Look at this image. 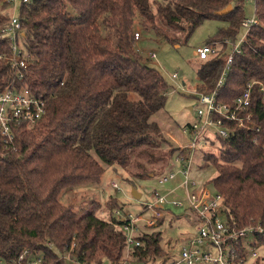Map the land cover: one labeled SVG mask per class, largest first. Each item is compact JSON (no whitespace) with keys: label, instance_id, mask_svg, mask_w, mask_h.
I'll return each mask as SVG.
<instances>
[{"label":"trees","instance_id":"obj_1","mask_svg":"<svg viewBox=\"0 0 264 264\" xmlns=\"http://www.w3.org/2000/svg\"><path fill=\"white\" fill-rule=\"evenodd\" d=\"M229 4L233 6L229 13H217ZM244 4V0H21L20 44L31 65L18 83L46 99V112L34 129H16L17 151L7 150L0 136L1 258L18 259L28 250L46 264L105 260L126 264L130 257L148 261L167 255L160 227L174 214L160 219L155 229H142L144 246L127 251L123 219L99 217L97 201L75 211L62 203L61 193L100 183L105 166L148 178L154 170L150 164L166 160L176 149L168 154L161 150L165 139L152 116L165 107L170 86L135 48V18L139 15L143 27L166 38L159 21L186 29L185 40L205 20L215 18L226 25L207 44L233 43L246 17ZM256 7L261 24L249 29L242 51L234 55L217 89L218 100L232 103L247 82L254 81L251 127L232 123L233 135L221 141V160L216 154L203 156L204 164L217 167L214 186L224 197L229 226L237 230L264 227V0H256ZM9 20V14L0 12V34ZM227 42L200 64L199 92L215 90L226 66ZM1 52H10L6 37H0ZM14 75L15 69L0 59V89ZM109 206L119 207L115 200ZM250 246L264 248V235L257 234ZM246 248L241 241L232 261H245ZM259 258L255 257L257 264Z\"/></svg>","mask_w":264,"mask_h":264},{"label":"built area","instance_id":"obj_2","mask_svg":"<svg viewBox=\"0 0 264 264\" xmlns=\"http://www.w3.org/2000/svg\"><path fill=\"white\" fill-rule=\"evenodd\" d=\"M9 1L14 5L17 3V0ZM244 2L254 3V17H245L242 23L249 31L252 26H259L261 21L257 16L256 0H244ZM23 31L19 18L12 16L0 34V37L10 40V52H1L0 59L6 60L15 69V75L11 81L0 89V136L4 147L12 151L18 149L16 129L22 128L26 131L34 129L46 112V99L36 95L27 85L18 83V80L23 81L24 70L31 65L20 44ZM134 38L135 41L140 38L139 31H135ZM244 41L245 39L234 44L232 54L228 55L226 66L215 90L211 93L200 92L196 98L198 102L197 119L182 128L187 141L182 143L173 135L177 143L175 150L182 164L181 172L186 178L180 185V188L185 190L183 197H172L177 187L164 194L155 190V199L144 204L143 208V211L150 213L149 216L146 217L140 213L136 215L131 212L126 213L119 208L114 212L117 218L124 221L121 229L126 236L127 251L144 246L145 242L140 239L139 234L142 229L157 227L158 221L172 210L167 207L168 204L184 208L185 214L191 212L195 216L194 232L182 239L180 256L173 260L172 264H234L232 260L238 256L241 241L247 245L246 241L249 236L252 235L255 241L257 234L264 235V227L261 224L248 225L238 230L231 228L227 220L224 197L217 189L212 191L207 186H202L193 192L188 191L190 185L188 177L196 151H201L203 156L216 154L218 158H221L223 148L221 141L233 135L232 123L243 128L251 127L253 114L249 105L254 81H248L244 92L232 103L222 102L217 98V89L223 85L234 55L242 51L241 46ZM216 51V44H206L197 48L195 54L203 60ZM156 56L155 52H147V57L150 59ZM172 77L177 78L179 75L175 73ZM261 90H264L263 84H261ZM255 129L259 130V127ZM173 178L174 173L170 170L158 179V183L166 185ZM113 186L120 188L117 183H113ZM192 186L196 187L197 184L192 182ZM258 256V251L253 248L252 257ZM0 264L46 263L39 255L25 250L18 259L6 260L0 257Z\"/></svg>","mask_w":264,"mask_h":264},{"label":"rangeland","instance_id":"obj_3","mask_svg":"<svg viewBox=\"0 0 264 264\" xmlns=\"http://www.w3.org/2000/svg\"><path fill=\"white\" fill-rule=\"evenodd\" d=\"M20 5L21 0H17L16 5L9 0H0V12L7 13L10 17H18ZM244 7L246 17L253 18L254 3L245 2ZM158 25L164 29L168 38L157 34L151 27H143L138 15L134 20V29L139 31L140 38L135 41V48L142 54L144 61L159 69L170 86L165 107L152 116V119L159 123L161 134L165 139L161 150L168 154L169 150L172 151L176 147V139L182 143L187 141V136L182 128L187 123L197 119L196 107L198 102L196 98L200 94L198 90L200 81L197 71L203 60L196 56L195 51L197 48L205 46L209 38L215 35L217 29L225 26L226 23L215 18L207 19L195 28L186 40L184 39L186 35L184 30L186 29L169 27L165 21H159ZM247 32L248 28L241 26L235 42H227L225 52L228 55L232 54L234 44L245 39ZM226 41L215 42L217 43V50ZM149 51L155 52L156 58H148L147 52ZM5 62L7 61L5 60ZM175 73H178L179 77L173 78ZM173 135L176 136V139ZM92 153L97 157L94 152ZM218 159L221 160V158ZM204 163L202 152L196 151L188 177L190 182L188 191L193 192L202 186H207L212 191L216 190L214 179L218 174L217 167L211 163ZM150 166L154 170L145 179L133 177L124 168L118 167V170L115 171L114 167L105 166V172L100 183H88L64 189L61 193V201L65 205L71 206L75 211H80L92 201H97L99 203L97 215L106 220L110 217H116L114 212L117 208L126 213L131 212L134 215L140 213L147 217L150 213L143 211L144 204L155 199V190L164 194L177 187L173 191L172 197H183L185 190L180 188V185L186 179L181 172L182 164L176 150L166 160L155 165L151 163ZM170 170L173 171L174 178L168 184L160 185L158 179ZM192 182H195L197 186L193 187ZM113 183H117L120 188H115ZM166 187L171 188L166 189ZM133 188L141 193L139 199L132 196ZM110 200H115L119 207L111 208L109 206ZM167 207L172 209L170 213L175 215V217H166L162 227H160L162 230L161 246L167 251V255L148 261H139L137 258L130 257L125 262L126 264H172L173 260L179 258L182 239L194 232L195 216L190 213L185 214L184 208L175 207L171 204H168ZM253 239L254 237L251 235L246 241L247 258L245 261L234 264H257V260L252 257L253 247L250 246ZM256 250L260 257L258 264H264V248L257 247ZM103 264H110V262L105 260Z\"/></svg>","mask_w":264,"mask_h":264},{"label":"water","instance_id":"obj_4","mask_svg":"<svg viewBox=\"0 0 264 264\" xmlns=\"http://www.w3.org/2000/svg\"><path fill=\"white\" fill-rule=\"evenodd\" d=\"M232 9H233L232 4H229L226 8L218 11L217 13L220 15H224V14L229 13ZM132 196L136 199H139L141 197V193L137 189L133 188Z\"/></svg>","mask_w":264,"mask_h":264},{"label":"crops","instance_id":"obj_5","mask_svg":"<svg viewBox=\"0 0 264 264\" xmlns=\"http://www.w3.org/2000/svg\"><path fill=\"white\" fill-rule=\"evenodd\" d=\"M190 108H191V107H190ZM168 183H169V182H168ZM168 183H167V184H168ZM170 188H171V187H166V189H170ZM187 213H188V212H186V214H187ZM170 217H171V216H170Z\"/></svg>","mask_w":264,"mask_h":264}]
</instances>
